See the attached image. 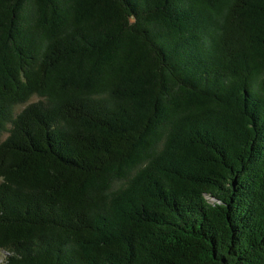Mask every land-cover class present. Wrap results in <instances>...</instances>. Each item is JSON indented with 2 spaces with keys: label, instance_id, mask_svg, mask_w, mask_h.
Here are the masks:
<instances>
[{
  "label": "trees",
  "instance_id": "16d2710c",
  "mask_svg": "<svg viewBox=\"0 0 264 264\" xmlns=\"http://www.w3.org/2000/svg\"><path fill=\"white\" fill-rule=\"evenodd\" d=\"M0 264H264V0H0Z\"/></svg>",
  "mask_w": 264,
  "mask_h": 264
},
{
  "label": "rangeland",
  "instance_id": "374dc122",
  "mask_svg": "<svg viewBox=\"0 0 264 264\" xmlns=\"http://www.w3.org/2000/svg\"><path fill=\"white\" fill-rule=\"evenodd\" d=\"M2 251L0 250V262H1V258H2Z\"/></svg>",
  "mask_w": 264,
  "mask_h": 264
}]
</instances>
